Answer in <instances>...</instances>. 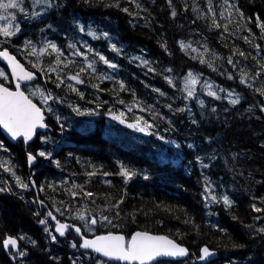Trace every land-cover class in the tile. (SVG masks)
I'll return each instance as SVG.
<instances>
[{
  "label": "trees",
  "instance_id": "trees-1",
  "mask_svg": "<svg viewBox=\"0 0 264 264\" xmlns=\"http://www.w3.org/2000/svg\"><path fill=\"white\" fill-rule=\"evenodd\" d=\"M4 2L0 49L39 75L24 90L52 129L29 146L0 129V264H123L42 231L28 150L40 198L85 235L95 220L167 234L186 264L204 245L209 264H264V0Z\"/></svg>",
  "mask_w": 264,
  "mask_h": 264
},
{
  "label": "water",
  "instance_id": "water-1",
  "mask_svg": "<svg viewBox=\"0 0 264 264\" xmlns=\"http://www.w3.org/2000/svg\"><path fill=\"white\" fill-rule=\"evenodd\" d=\"M0 62L8 68L13 81V87L0 81V129L7 140L13 143L23 140L25 145L29 146L41 133L52 129L44 108L29 97L23 88L24 84L38 81L39 75L27 68L9 48L0 49ZM27 158L31 171L38 158L32 153H29ZM32 184H35L34 179ZM71 226L73 225L69 222L57 221L56 232L62 236ZM74 229L81 233L83 250L98 251L103 259L112 262L156 264L163 259L186 260L190 255V249L186 244L164 233L136 230L128 239L121 232L84 236L78 226H74ZM18 244L19 240L16 238L11 240L12 246ZM201 254V261L205 263H211L219 257L218 250L208 245L202 246Z\"/></svg>",
  "mask_w": 264,
  "mask_h": 264
},
{
  "label": "flooded vegetation",
  "instance_id": "flooded-vegetation-1",
  "mask_svg": "<svg viewBox=\"0 0 264 264\" xmlns=\"http://www.w3.org/2000/svg\"><path fill=\"white\" fill-rule=\"evenodd\" d=\"M52 127V126H51ZM7 141H9V140H7ZM10 142V141H9ZM11 143V142H10ZM17 143V142H16ZM16 143H12V144H16ZM29 153H32V154H34L36 157H37V155L34 153V152H32V151H29L28 150V152H27V156H28V154ZM38 158V157H37ZM39 160V159H38ZM38 163V162H37ZM37 165V164H36ZM35 165V166H36ZM34 166V167H35ZM34 167H33V169L30 171L29 170V166H27V172H28V174L30 175V177H29V183H30V185L33 187V189H35V193L33 194L32 192H29V191H27L26 193H22L23 194V196H24V198L22 199V202L25 204V205H29V207H31L32 208V211H33V213L35 214V215H40V218H41V220L39 221V222H37L38 224H39V226L41 225V227H42V231H44V229L45 230H47L48 231V236H50V232H52L53 231V229H54V227L56 228V218H55V213H54V210H53V205H52V203L51 202H48V203H46L44 200H42L41 198H40V195L37 193V190H36V185L34 184H32V179H33V177H31V174L33 173V171H34ZM21 203V202H20ZM73 226H78V225H74V224H72ZM71 229H73V231H75L74 230V228H72V226L70 227V228H68V230H67V234L69 235L68 237L69 238H74L73 237V235H72V233H73V231L71 230ZM83 231V230H82ZM75 233H77L76 231H75ZM74 234V233H73ZM125 234V233H124ZM77 235H78V233H77ZM84 235V234H83ZM53 236H54V234H53ZM75 236V235H74ZM79 236V235H78ZM13 237H15V238H17V240H21V237H18V236H16V235H12V236H10L8 239H6V240H4V243H3V248H4V250L6 251V252H9V247H11L12 248V245H11V239L13 238Z\"/></svg>",
  "mask_w": 264,
  "mask_h": 264
},
{
  "label": "rangeland",
  "instance_id": "rangeland-1",
  "mask_svg": "<svg viewBox=\"0 0 264 264\" xmlns=\"http://www.w3.org/2000/svg\"><path fill=\"white\" fill-rule=\"evenodd\" d=\"M136 1H140V0H136ZM11 4L10 3H0V31H2L3 29H4V27H5V24H4V21H3V17H2V15H3V13H4V11L10 6ZM2 68V67H1ZM1 73H4V69L2 68L1 69ZM6 73H8L7 72V70H6ZM27 184V183H26ZM27 186H29V185H27ZM84 225H85V228H86V231L88 232V233H94V235H97L98 233H97V231L99 230V227H98V225H97V223L96 222H94V223H92V222H85V223H83ZM80 229H81V231H82V227H80V226H78ZM72 228H74V226H72ZM75 230V229H74ZM76 231V230H75ZM78 231V230H77ZM76 231V232H77ZM56 231H55V227H54V229H53V231L52 232H50V235L52 236L54 233H55ZM99 232V231H98ZM117 232H119V231H117ZM78 233V235L80 236L81 235V233L78 231L77 232ZM127 232H125V234H126ZM129 233V232H128ZM82 234H84L83 233V231H82ZM69 235L66 233L63 237H62V242H63V246H67V243H68V245H69V249H72V250H74L75 252H77V245H75V238H69L68 237ZM70 245H72V247L70 246ZM81 250L82 251H84L82 248H81ZM85 251H88V253H91L92 255H93V260L94 259H96V258H98V259H103V257H101V255L99 254V252L98 251H90V250H85ZM78 253V252H77ZM89 255V254H88ZM88 255H85V257H83V258H86V257H88ZM99 256V257H98ZM77 257H79L80 258V255H77ZM109 261V260H108ZM115 261V260H114ZM90 262V261H89ZM118 263H124V262H120V261H117ZM115 263V262H114ZM168 263H172V264H174V263H177V262H171V261H168ZM198 263H203L202 261H199L198 260ZM210 263V262H209ZM209 263H205V264H209ZM183 264H186V261H183Z\"/></svg>",
  "mask_w": 264,
  "mask_h": 264
},
{
  "label": "bare ground",
  "instance_id": "bare-ground-1",
  "mask_svg": "<svg viewBox=\"0 0 264 264\" xmlns=\"http://www.w3.org/2000/svg\"><path fill=\"white\" fill-rule=\"evenodd\" d=\"M52 128V127H51ZM11 142V141H10ZM11 143H13V142H11ZM40 193H41V191H40ZM144 231V230H143ZM149 232V231H148ZM122 233V232H121ZM13 239H15V237H13L11 240H13ZM17 239V238H16Z\"/></svg>",
  "mask_w": 264,
  "mask_h": 264
}]
</instances>
